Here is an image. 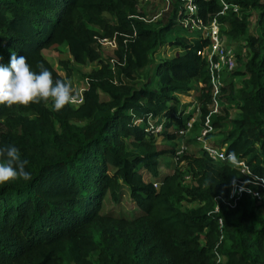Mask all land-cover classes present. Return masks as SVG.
Segmentation results:
<instances>
[{"label":"trees","instance_id":"16d2710c","mask_svg":"<svg viewBox=\"0 0 264 264\" xmlns=\"http://www.w3.org/2000/svg\"><path fill=\"white\" fill-rule=\"evenodd\" d=\"M222 1L237 11L219 13ZM136 2L0 0V65L15 52L33 71L39 62L54 81L66 82L73 63L100 64L87 73L80 101L60 111L51 100L0 105V147H16L31 174L0 185V264H264V218L255 219V198L243 193L234 206L225 203L231 179L247 176L211 159L196 139L197 149L174 148L191 116L178 96L195 87L200 124L213 104L207 38L184 33L176 19L183 16L181 0L162 25L146 22ZM194 2L204 21L214 17L228 38L244 40L247 55L240 57L220 36L239 68L219 71L216 98L237 111L227 119L216 106L209 123L212 129L229 124L219 146L264 180V0ZM253 14L255 33H249ZM102 38L113 40L120 67L100 62ZM158 44L177 51L153 61V80L134 81ZM49 47L66 53L57 58L63 74L42 55ZM240 74L237 87L233 78ZM148 120L160 124L158 130L150 131ZM155 135L170 146L155 145ZM162 155L172 156L168 167ZM253 187L262 201L255 205L262 207L264 188ZM125 192L134 216L101 211L105 198L118 202ZM183 201L196 204L184 207Z\"/></svg>","mask_w":264,"mask_h":264},{"label":"rangeland","instance_id":"374dc122","mask_svg":"<svg viewBox=\"0 0 264 264\" xmlns=\"http://www.w3.org/2000/svg\"><path fill=\"white\" fill-rule=\"evenodd\" d=\"M178 1L180 0H137L136 9L139 11V13L142 15V17L146 22L151 23V25H162L171 16L174 7L175 6L177 7ZM254 21H255V14H253L248 21L247 30L249 33H255ZM184 33L188 35L186 29L184 30ZM219 33L222 42L230 46L235 53L240 55V57L241 56L245 57L247 55L246 53L247 48L244 45L243 38H238L236 40L232 38H228L225 35V33L220 29V27H219ZM172 36L173 34L169 33L166 35V38L169 39L172 38ZM60 47L66 52L64 44H61ZM98 48L100 52V60H101L100 62L106 63L108 67L113 69L120 67L121 61L120 58L114 53L116 46L112 41L99 42ZM64 51L60 52L52 47L44 48L41 50V53L45 57V59L60 74H63V71L57 63V58L64 56L66 54ZM176 51H177L176 49L171 48L170 46H167L165 44H158L155 48L153 47L150 53L149 63L145 68H142L139 71H137V75L134 78V81H143L146 79L153 80L155 78L153 66H152L153 61L169 56L170 54H173ZM99 65L100 64L97 62H88L86 64L73 63L74 72L70 77L66 78V83H69L71 85L74 95L79 94V92L83 88L87 73L95 71L99 67ZM238 65H239L238 61L235 60L234 66L236 68H239ZM119 77L122 80L127 81V78L123 76L122 73L119 74ZM243 78L244 76L241 74L234 76L233 81L237 87L241 86ZM195 94H196V89L195 87H193L188 93H186V95L178 96L179 100L183 103V107L185 111L189 112L191 116L189 118L190 124L188 125L185 122L186 130L181 135L175 137V139L173 140L175 149L181 147L182 150L190 151L197 149L199 147V143L195 140V136L198 133L200 126L198 111L196 108ZM218 106L224 107L226 111L227 119L232 117L237 111V108L233 104L230 103L227 104L221 102L220 99L217 100V107ZM228 127L229 124L226 122L220 127L213 128L209 133V135L207 136L208 142L210 144L219 146V141L224 136L225 131L226 129H228ZM153 141L157 146H161V147L170 146V143L165 142L161 135H155L153 137ZM171 159H173L172 156H168V155H162L159 157L161 164L165 167H168L170 165L169 161H171ZM164 170H168V168H164ZM188 179L189 177L185 174L184 181H188ZM194 204H196V202L194 201L182 202V205L184 207L187 206L189 207ZM251 205L255 207V212H256L255 219L257 223H259L262 220V218H264V208L257 207L254 202L251 203ZM101 211L117 216L132 217L134 216L137 210L133 202L130 200L127 193L125 192V194L121 196L118 202H114L109 198H105L102 203ZM220 259H221L220 261H222L223 259L221 255H220Z\"/></svg>","mask_w":264,"mask_h":264},{"label":"built area","instance_id":"2783aa9c","mask_svg":"<svg viewBox=\"0 0 264 264\" xmlns=\"http://www.w3.org/2000/svg\"><path fill=\"white\" fill-rule=\"evenodd\" d=\"M222 6L219 10V13H222L228 7H231L232 11H237V5H228L225 2H221ZM181 8L183 16H178L176 19L188 32L200 33L202 36L207 38V46L205 48L206 57L208 60V68L211 73V93H212V107L210 111L203 117L202 123L199 126V131L195 136V139L200 142V147L209 155V157L215 161L226 160L228 153L225 152L224 146L212 145L206 139L208 132L212 130V126L209 123V114L216 111L217 106V94L219 92L220 79L218 78L219 71L221 69L231 70L234 67L235 59L232 53V50L221 45V39L219 35L217 21L215 18H211L210 21L206 22L200 17L197 13V5L194 0H181ZM178 11H181L178 9ZM112 41L105 38H102L99 42ZM114 43V42H113ZM205 48H202L198 51L199 54L205 53ZM218 72V73H217ZM76 102L80 101V95H75ZM150 131L158 130L160 124L152 127V124L149 122ZM186 124H190V119L186 121ZM186 130V128H185ZM185 130H179L180 133H183ZM182 149L179 147L177 153L181 152ZM237 157V156H236ZM238 165L236 167L240 172L247 176L246 179L232 178L229 185L228 193L225 197V203L228 206H234L236 201L243 193L249 194L252 198H255V203H261V195L257 189L253 187V184L259 185L264 188V180L260 177L252 175L245 163L244 158L237 157ZM228 162V161H227ZM217 204L213 206V211L217 210ZM264 208V205H262ZM218 222L221 223L220 218ZM216 260L220 261V256L217 255Z\"/></svg>","mask_w":264,"mask_h":264},{"label":"clouds","instance_id":"9594fccd","mask_svg":"<svg viewBox=\"0 0 264 264\" xmlns=\"http://www.w3.org/2000/svg\"><path fill=\"white\" fill-rule=\"evenodd\" d=\"M39 71H33L26 57L11 54L7 66L0 65V105L6 107L29 106L41 101H52L54 110L60 111L66 105L76 102V97L69 83L60 79L53 80L52 73L37 63ZM0 185L16 179H31L25 170L27 161L21 160L19 150L14 146L0 147ZM227 161L232 166L238 165L235 152H229Z\"/></svg>","mask_w":264,"mask_h":264}]
</instances>
